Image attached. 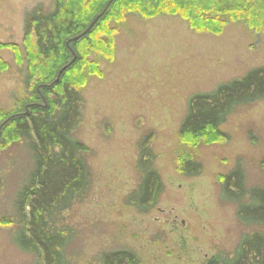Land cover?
Masks as SVG:
<instances>
[{
	"label": "rangeland",
	"instance_id": "obj_1",
	"mask_svg": "<svg viewBox=\"0 0 264 264\" xmlns=\"http://www.w3.org/2000/svg\"><path fill=\"white\" fill-rule=\"evenodd\" d=\"M53 1L0 0V45L23 52L25 15L38 5L51 10ZM0 60L7 66L0 69V106L11 111L27 95V65L16 64L7 48H0ZM260 68L264 34L243 22L214 36L196 34L179 18L128 17L119 27L114 63H102L104 77L91 79L82 92L84 120L75 135L89 148L93 188L64 215L75 232L73 264H98L100 255L118 249L134 250L141 264H206L219 253L233 255L250 229L238 221L236 206L223 201L221 181L238 168L248 189L263 185L264 101L230 116L219 143L187 150L203 166L199 177L177 173L175 159L186 151L177 133L191 97ZM147 132L165 193L153 211L140 215L124 199L138 186L137 143ZM32 167L24 143L0 152V264H36L15 244V227L2 224L14 217Z\"/></svg>",
	"mask_w": 264,
	"mask_h": 264
},
{
	"label": "trees",
	"instance_id": "obj_2",
	"mask_svg": "<svg viewBox=\"0 0 264 264\" xmlns=\"http://www.w3.org/2000/svg\"><path fill=\"white\" fill-rule=\"evenodd\" d=\"M129 16L145 22L179 18L196 34L214 36L230 23L243 22L264 34V0H54L51 10L38 5L25 15L23 52L15 44L0 45L14 54L16 64L27 65L26 97L14 110L0 106V152L24 143L33 167L17 193L14 217L2 224L15 227V244L36 264H73L69 252L75 232L64 215L85 202L93 188L85 157L89 148L75 135L84 120L82 92L91 79L104 77L102 63H114L119 27ZM6 67L0 60V69ZM263 101L264 68L191 97L177 133L186 149L175 159L177 173L201 176L203 166L188 151L219 143L230 116ZM153 143L148 132L138 141L139 182L124 199L140 215L153 211L165 193ZM260 168L264 175V158ZM221 184L223 201L236 206L238 221L250 232L233 255L219 253L206 264H264V234L259 231L264 229V183L248 189L244 172L237 168ZM97 262L141 264L131 249L103 253Z\"/></svg>",
	"mask_w": 264,
	"mask_h": 264
}]
</instances>
